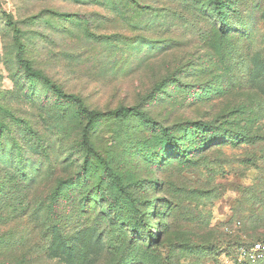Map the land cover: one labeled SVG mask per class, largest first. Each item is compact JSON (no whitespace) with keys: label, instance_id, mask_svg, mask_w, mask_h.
Returning a JSON list of instances; mask_svg holds the SVG:
<instances>
[{"label":"rangeland","instance_id":"1","mask_svg":"<svg viewBox=\"0 0 264 264\" xmlns=\"http://www.w3.org/2000/svg\"><path fill=\"white\" fill-rule=\"evenodd\" d=\"M219 1L0 0V264L119 258L100 216L116 191L87 156V119L24 70L20 46L85 106L157 121L105 117L91 131L126 182L142 181L112 214L132 235L127 264H264L241 255L264 240V0ZM196 121L213 124L202 148L184 127Z\"/></svg>","mask_w":264,"mask_h":264},{"label":"trees","instance_id":"2","mask_svg":"<svg viewBox=\"0 0 264 264\" xmlns=\"http://www.w3.org/2000/svg\"><path fill=\"white\" fill-rule=\"evenodd\" d=\"M216 7L220 11L221 9V2L219 0H216ZM23 52V46H20L19 52H18V58L21 66L24 68V70L33 76L39 77L42 79L51 89L52 91L62 97L63 99L67 101H72L75 104L79 106L80 112L86 117L87 124L83 129V144L87 152L88 158L90 156L97 157L103 166L104 173L106 176L110 179L111 185L113 186L114 190L116 191V196L113 199V202L110 204V207H112L113 213L110 212V210H107L105 208L100 209V216L105 219L107 222L105 223L106 229L108 230L109 234L113 233L114 231H119L120 235L117 237V244H114L112 241L109 243L108 252L112 250V254H118L119 258L117 260V264H127L126 256H125V248L129 246V244L133 243L132 235L128 236L126 233V229L122 226L124 221L119 216L117 217V221H121L118 226H115L116 223L114 221L113 215H118L120 211H125L123 207V200L126 198H130L135 202V199L132 197V193L130 191V188L135 186L136 184H141L142 181H133V182H126L123 178V176L118 173L114 167L110 164L109 160L101 154L96 147L94 146L92 140H91V131L93 127L100 121L101 119L105 117H111V118H123L128 116H134L138 117L141 120L147 122L151 126H156L157 121L147 112L145 111L141 106H119L114 109L102 111L97 109H91L84 104V100L81 97H78L74 94L67 93L63 90V88L57 84L54 80H52L51 77L43 73L41 70L36 69L33 67L32 63L25 59L22 56ZM161 87V84L156 85V87L153 90V93H155L157 90H159ZM189 127L191 133L196 134L201 140L200 148L204 147L208 142H212L214 140V136L210 134V131L213 128V124L206 122V121H196L189 125H184V127ZM163 135L166 139H168L172 145L175 147L176 154H178L180 157L189 158L190 151H186V149L179 146V141L174 136V132H172L169 128H163L161 129ZM56 195V194H55ZM103 196V195H102ZM101 198V197H100ZM123 199V200H122ZM120 210V211H119ZM121 213V212H120ZM141 224V220L136 217L134 219V222L131 225V230L135 232ZM4 233L2 237H4ZM152 239V238H151ZM259 242H263L264 240H261ZM2 242H0L1 244ZM112 243V245H111ZM4 244V243H2ZM62 247L65 248V251L68 253L71 252L72 247L65 242H63ZM124 246V248H123ZM121 248V251H120Z\"/></svg>","mask_w":264,"mask_h":264},{"label":"built area","instance_id":"3","mask_svg":"<svg viewBox=\"0 0 264 264\" xmlns=\"http://www.w3.org/2000/svg\"><path fill=\"white\" fill-rule=\"evenodd\" d=\"M241 255L250 259L251 261L258 260L261 256L264 255V243L257 242L253 243L250 247H243Z\"/></svg>","mask_w":264,"mask_h":264}]
</instances>
